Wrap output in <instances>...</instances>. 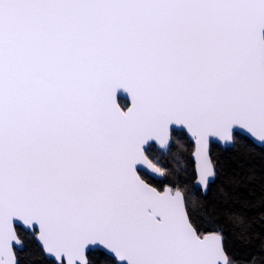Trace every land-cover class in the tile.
<instances>
[{"label": "snow or ice", "instance_id": "1", "mask_svg": "<svg viewBox=\"0 0 264 264\" xmlns=\"http://www.w3.org/2000/svg\"><path fill=\"white\" fill-rule=\"evenodd\" d=\"M0 264H264V0H0Z\"/></svg>", "mask_w": 264, "mask_h": 264}, {"label": "trees", "instance_id": "2", "mask_svg": "<svg viewBox=\"0 0 264 264\" xmlns=\"http://www.w3.org/2000/svg\"><path fill=\"white\" fill-rule=\"evenodd\" d=\"M239 251L243 252V251H244V249H242V248H241V249H239Z\"/></svg>", "mask_w": 264, "mask_h": 264}]
</instances>
